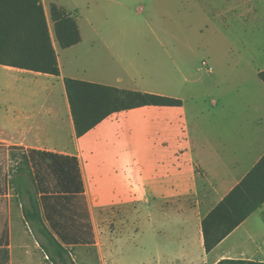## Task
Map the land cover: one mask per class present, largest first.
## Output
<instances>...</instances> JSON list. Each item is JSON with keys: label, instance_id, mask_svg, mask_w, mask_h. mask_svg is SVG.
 <instances>
[{"label": "crops", "instance_id": "crops-1", "mask_svg": "<svg viewBox=\"0 0 264 264\" xmlns=\"http://www.w3.org/2000/svg\"><path fill=\"white\" fill-rule=\"evenodd\" d=\"M51 3L77 13L80 41L62 48L51 37L59 75L0 64V145L77 157L91 245L107 264L264 263V202L209 251L202 232V219L264 155V52L249 67L230 68L188 107L145 79L130 37L84 34L78 8L59 0H42L47 20ZM65 77L181 104L114 112L78 137Z\"/></svg>", "mask_w": 264, "mask_h": 264}, {"label": "trees", "instance_id": "trees-1", "mask_svg": "<svg viewBox=\"0 0 264 264\" xmlns=\"http://www.w3.org/2000/svg\"><path fill=\"white\" fill-rule=\"evenodd\" d=\"M50 19L59 46L66 48L80 41L76 17L55 3L50 4ZM0 64L36 72L60 74L42 0H0ZM264 82V70L259 72ZM76 136H82L114 112L144 105H180L181 101L151 92L121 89L85 80L64 78ZM6 151H23L22 146H1ZM33 189L20 182L19 190L26 223L39 235L41 248L75 264L65 247L94 243L91 218L84 194L83 179L76 156L25 149ZM1 170V169H0ZM0 173V194L13 184L17 173ZM17 179V178H16ZM8 181V182H7ZM264 202V155L202 219L206 251L211 250ZM9 230L3 221L0 230V264H9ZM67 259L69 262L67 263ZM238 264H264L254 261H219Z\"/></svg>", "mask_w": 264, "mask_h": 264}, {"label": "rangeland", "instance_id": "rangeland-1", "mask_svg": "<svg viewBox=\"0 0 264 264\" xmlns=\"http://www.w3.org/2000/svg\"><path fill=\"white\" fill-rule=\"evenodd\" d=\"M59 2L78 8L84 34L130 37V53H138L144 63L145 79L156 80L157 90L179 94L188 107L193 100L208 96L230 68L249 67L252 56L264 52V0ZM48 25L56 41L50 17ZM213 70L214 74H208ZM1 148L0 173L9 175L8 179L14 170L17 173L13 184L7 181L6 193L0 194V230L7 221L13 264H65L41 248L39 235L23 216L21 201L27 197L18 188L20 182L29 185L35 195L27 158L22 151ZM65 249L75 264H107L96 245Z\"/></svg>", "mask_w": 264, "mask_h": 264}]
</instances>
